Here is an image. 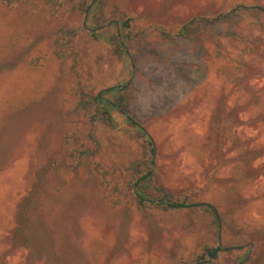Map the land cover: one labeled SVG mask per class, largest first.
<instances>
[{
  "label": "rangeland",
  "instance_id": "rangeland-1",
  "mask_svg": "<svg viewBox=\"0 0 264 264\" xmlns=\"http://www.w3.org/2000/svg\"><path fill=\"white\" fill-rule=\"evenodd\" d=\"M261 3L99 0L91 15L76 9L54 16L41 6L0 2V133L7 135L5 122L15 131L0 145V159L9 152L11 162L0 173V235L14 227L19 199L47 163L41 149L74 162L63 139L92 130L90 95L131 79L127 110L157 147L155 195L209 203L221 219L208 206H139V145L115 113V128L96 125L97 154L78 170L46 175L60 208L57 230L40 235V248L68 259L61 264H195L206 245L243 244L207 264H236L250 249L246 264H264V57L239 77L230 60L245 21L231 11ZM125 18L135 35L131 64L114 36L96 39L86 26ZM60 31L73 39L77 71L75 57L54 55ZM28 255L21 248L8 264H27Z\"/></svg>",
  "mask_w": 264,
  "mask_h": 264
},
{
  "label": "trees",
  "instance_id": "trees-1",
  "mask_svg": "<svg viewBox=\"0 0 264 264\" xmlns=\"http://www.w3.org/2000/svg\"><path fill=\"white\" fill-rule=\"evenodd\" d=\"M0 2L8 6L18 4H25L30 7L36 6L37 8L41 6V8L47 9L54 16L59 13L64 16L67 12L76 9L85 10L88 15H91L99 7V0H0ZM231 13L245 16L243 25L233 36L235 43L240 47L237 58L230 56V60L233 64H236L239 70L237 76H245V66L251 62L254 63L256 58L262 59L264 57V3L249 6L242 5L232 10ZM91 22V24L87 22L86 26L91 31L92 36L96 39L114 36L123 52L125 63L131 64L130 48L135 38L132 33V19H111L106 24H100L93 19ZM189 23H193V20H190ZM51 44L54 55L58 59L75 57L71 65L73 70L77 71L78 59L75 55L73 39L60 31L52 39ZM246 57H250V60H247ZM131 85L132 80L129 79L124 83L104 88L90 95V100L93 103L89 118L92 130L87 133L85 138L78 131H74V134L63 139L64 145L71 147L70 157L74 162H69L67 159L58 161L56 157L46 153L45 148L41 149L43 153L40 152L45 158L47 157V163L41 169L38 179L32 182L31 187L27 188V193L23 194L19 199L14 227L5 235H0V240L5 243L0 249V264H8L9 257L18 254L21 248L29 251L28 256L30 258L27 264H37V261L40 264H61L63 260H68L56 253L49 255L46 250L43 251L40 248V246L44 245L40 235L44 234L45 230L49 228L57 230L53 223V215L60 208V203H58L55 193L51 191L54 184L45 180V177L52 174L49 172L58 173L62 170H78L83 165L85 157H93L97 154L100 143L96 125L103 124L106 127L115 128L117 124L115 113H120L124 116L126 123L134 131L139 145V158L133 182V193L137 204L144 209L147 206L161 205L172 210H185L192 206H208L215 211L217 218L221 219V214L217 211V208L209 203L190 202L187 197L175 200L155 195L153 180L157 175V147L154 138L145 126L127 110V105L130 102ZM11 127L8 123H4V130L7 135L4 136L0 133V145L3 147H5V143L7 145L10 142L8 138L11 136L9 134L15 133V131L13 133L9 132ZM89 142L94 143L95 147H91L88 144ZM18 153H15L16 157ZM246 158L247 156L243 157V159ZM10 163V153L7 152L0 159V173ZM242 247L243 244L206 245L203 247L202 253L196 255L195 264H207L217 260L223 252L230 253ZM249 251L251 252V249ZM250 252L245 257L240 258L236 264H246L251 256Z\"/></svg>",
  "mask_w": 264,
  "mask_h": 264
}]
</instances>
